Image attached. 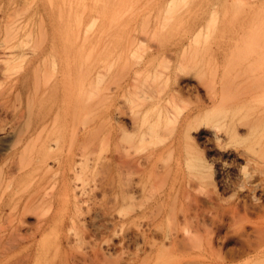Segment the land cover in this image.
I'll return each mask as SVG.
<instances>
[{"label": "rangeland", "instance_id": "374dc122", "mask_svg": "<svg viewBox=\"0 0 264 264\" xmlns=\"http://www.w3.org/2000/svg\"><path fill=\"white\" fill-rule=\"evenodd\" d=\"M65 31V105L0 74V130L39 125L0 150V264H264V0H0L6 47Z\"/></svg>", "mask_w": 264, "mask_h": 264}, {"label": "bare ground", "instance_id": "6f19581e", "mask_svg": "<svg viewBox=\"0 0 264 264\" xmlns=\"http://www.w3.org/2000/svg\"><path fill=\"white\" fill-rule=\"evenodd\" d=\"M64 34L65 38L61 40L60 44L50 47H6L0 43V57L3 60H20L25 64L23 67L24 69L19 73L7 70V68H2L0 69V74L6 76L7 82L11 81L16 84L19 93L25 95L28 107L34 100L37 91L41 92L40 96L45 97V108L53 109L58 104L65 105L68 103V31H65ZM42 66L49 72L40 73L39 71ZM33 123L34 120L27 115V118L20 121L18 126L1 129L0 150L11 151L17 154L18 139H22L28 135L32 136L38 130L39 125H34ZM41 123H43V121H41L40 124ZM62 136V133L54 132L43 141L44 143H42L41 149L50 152L53 148L59 147ZM65 164H68L67 157L62 156L58 159L53 156L44 157L39 153L33 157V161L30 163L31 169L33 172H37L40 178L43 179L55 173L58 175V181L61 182H64V178L66 177ZM21 170L22 167L18 164L16 166V172L20 173ZM2 183L3 185L9 186L8 180H4ZM59 248L60 247L57 246L52 255L48 251H44V253H38L37 251L35 253L33 252L34 256H32V261L34 260V264H56L53 263L52 260L56 261L58 257L57 254L61 252ZM29 255L30 254H28V256ZM61 257L62 259H60V261L65 260L63 256Z\"/></svg>", "mask_w": 264, "mask_h": 264}]
</instances>
